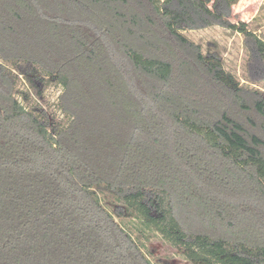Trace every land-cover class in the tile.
Wrapping results in <instances>:
<instances>
[{"label":"trees","instance_id":"obj_1","mask_svg":"<svg viewBox=\"0 0 264 264\" xmlns=\"http://www.w3.org/2000/svg\"><path fill=\"white\" fill-rule=\"evenodd\" d=\"M238 1L0 0V264H152L115 218L190 264H264V94L183 34H240L264 80ZM13 70L59 86L66 122Z\"/></svg>","mask_w":264,"mask_h":264},{"label":"rangeland","instance_id":"obj_2","mask_svg":"<svg viewBox=\"0 0 264 264\" xmlns=\"http://www.w3.org/2000/svg\"><path fill=\"white\" fill-rule=\"evenodd\" d=\"M231 21L234 23L245 22L249 29L264 38V0H239L232 7ZM183 34L195 44L201 46L203 53L216 51L219 53L224 70L234 76L244 87L257 90L264 94V80L251 82L247 74L248 53L243 46L242 36L219 27H212L199 31H186ZM0 65L3 63L0 61ZM14 71V70H13ZM17 78L15 97L21 105L31 111L38 107L47 112L50 120L65 123L66 118L57 106V97L61 88L52 81L45 83L35 81L29 84L25 77L12 72ZM102 204L111 210L115 200L107 192L98 194ZM115 220L131 235L140 245L142 252L152 264H190L179 251L166 243L156 232L145 230L136 218ZM196 226V221L193 227ZM198 230V229H193Z\"/></svg>","mask_w":264,"mask_h":264}]
</instances>
